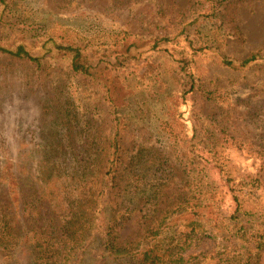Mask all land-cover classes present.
I'll return each instance as SVG.
<instances>
[{
	"label": "rangeland",
	"instance_id": "374dc122",
	"mask_svg": "<svg viewBox=\"0 0 264 264\" xmlns=\"http://www.w3.org/2000/svg\"><path fill=\"white\" fill-rule=\"evenodd\" d=\"M157 33L172 39L167 52L151 49ZM131 39L143 44L120 62L118 47ZM47 40L80 48L93 78L73 74L45 50ZM19 44L40 59L0 53V173L12 166L19 194L37 188L43 171L57 174L65 193L89 163L100 173L112 153L113 113L120 123L113 203L128 209L114 228L121 252L103 238L108 205L103 229L68 264L136 263L142 251L160 254L192 231L197 264H240L244 239H264V0H6L0 46ZM179 50L191 61L192 95ZM5 188L0 204L13 198ZM0 264L35 263L22 246L0 248Z\"/></svg>",
	"mask_w": 264,
	"mask_h": 264
},
{
	"label": "trees",
	"instance_id": "16d2710c",
	"mask_svg": "<svg viewBox=\"0 0 264 264\" xmlns=\"http://www.w3.org/2000/svg\"><path fill=\"white\" fill-rule=\"evenodd\" d=\"M1 6L6 5V0H0ZM179 37H183L180 31ZM186 38V37H185ZM140 39H131L127 43L119 46L121 50L120 62L131 58L132 50L141 47ZM151 42L153 51H168L166 46L172 42L167 34H156L147 39ZM145 41V39H143ZM144 46V45H143ZM49 47V48H48ZM45 50L60 55L68 64L70 71L80 77L92 79L93 72L89 60L77 46L70 44H59L54 40H47L44 44ZM0 53L14 56L19 59L39 64L40 59L34 57L28 51L26 45L19 44L14 49H6L0 46ZM174 55V53H171ZM178 56L177 68L185 83L186 93L196 91V84L191 74L190 60L187 59L183 51L175 52ZM255 62L254 56L238 63V67L245 68ZM228 67H234V62L224 60ZM115 131L113 140L107 148L112 149V153L107 154L104 166L98 169L89 163L88 170L85 167L81 174L75 172L78 181L74 184L73 190L68 193L62 188L64 183L60 182L57 174L48 175V172H41L39 178L41 183L37 188H31L19 194V182L15 173L11 172V165L5 163L3 172L0 173V186H5L6 196L11 200L0 204V248L3 251H14L24 246L32 256L35 264H68L75 256L77 250L84 241L91 236L98 228L103 229L101 217L104 207L111 206L108 222L104 227L103 238L107 248L115 254L121 252L118 244V236L114 228L120 227L124 221V216L128 212L123 210V203L118 206L117 202L121 188L117 186L119 178V168L121 162V140L117 129L118 120L116 113H113ZM52 165H55L53 163ZM69 189V186L65 187ZM63 195H65L63 201ZM17 197V198H16ZM15 200L21 204L20 215L14 209ZM19 205V204H18ZM200 205L197 202V206ZM238 205L235 213L238 212ZM231 217V218H232ZM62 221V224L61 222ZM191 234L185 236L180 243L170 245L162 253L157 254L153 250L142 251L137 262L131 264H197L196 257L191 250ZM252 238L240 234L239 238L244 239V255L240 264H262L264 254V239L258 233H251ZM126 250V249H125ZM124 250V251H125ZM217 264H223L218 261Z\"/></svg>",
	"mask_w": 264,
	"mask_h": 264
}]
</instances>
